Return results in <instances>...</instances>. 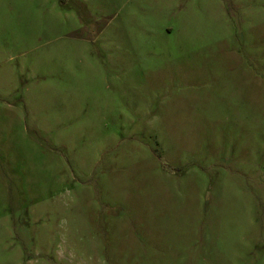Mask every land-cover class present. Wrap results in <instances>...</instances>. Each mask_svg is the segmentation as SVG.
<instances>
[{
    "label": "rangeland",
    "instance_id": "obj_1",
    "mask_svg": "<svg viewBox=\"0 0 264 264\" xmlns=\"http://www.w3.org/2000/svg\"><path fill=\"white\" fill-rule=\"evenodd\" d=\"M0 264H264V0H0Z\"/></svg>",
    "mask_w": 264,
    "mask_h": 264
}]
</instances>
